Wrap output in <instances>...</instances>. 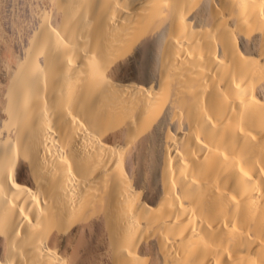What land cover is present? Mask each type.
Returning <instances> with one entry per match:
<instances>
[{"label":"bare ground","instance_id":"6f19581e","mask_svg":"<svg viewBox=\"0 0 264 264\" xmlns=\"http://www.w3.org/2000/svg\"><path fill=\"white\" fill-rule=\"evenodd\" d=\"M13 1L0 264H264V0Z\"/></svg>","mask_w":264,"mask_h":264},{"label":"rangeland","instance_id":"374dc122","mask_svg":"<svg viewBox=\"0 0 264 264\" xmlns=\"http://www.w3.org/2000/svg\"><path fill=\"white\" fill-rule=\"evenodd\" d=\"M22 4V5H21ZM15 5V6H14ZM10 6V7H9ZM9 6H7V12H9V13H11L12 14V12H14V13H16V11H17V13H23V12H21V11H24V3H22V0H15V1H13L12 2V4L10 3V5ZM12 6V7H11ZM21 9V10H20ZM11 10H12V12H11ZM14 10V11H13ZM16 10V11H15ZM7 27H8V32H10L11 34H12V36L14 37H16L15 39H18V33H17V31L16 30H14V29H12V28H10L9 27V25L7 24ZM11 30V31H10ZM14 30V31H13ZM13 31V32H12ZM15 34V35H14Z\"/></svg>","mask_w":264,"mask_h":264}]
</instances>
